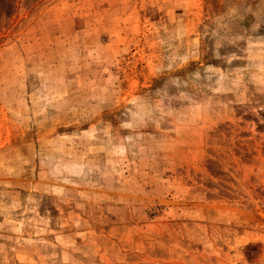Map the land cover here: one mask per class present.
<instances>
[{"label":"rangeland","instance_id":"obj_1","mask_svg":"<svg viewBox=\"0 0 264 264\" xmlns=\"http://www.w3.org/2000/svg\"><path fill=\"white\" fill-rule=\"evenodd\" d=\"M0 264H264V0H0Z\"/></svg>","mask_w":264,"mask_h":264}]
</instances>
